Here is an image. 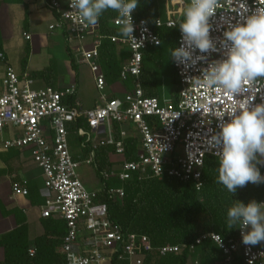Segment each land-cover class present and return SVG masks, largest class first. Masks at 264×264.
I'll use <instances>...</instances> for the list:
<instances>
[{
  "label": "built area",
  "instance_id": "1",
  "mask_svg": "<svg viewBox=\"0 0 264 264\" xmlns=\"http://www.w3.org/2000/svg\"><path fill=\"white\" fill-rule=\"evenodd\" d=\"M44 1L47 9L57 15L48 30L64 32L74 61L88 67L99 94L98 104L90 109H82L75 99L77 89L74 82L61 89L34 88V80L28 75L19 77L0 52V152L28 151L31 161L41 170L44 204L40 217L55 218L66 226L60 250L64 256L62 264H69V254L87 260L88 264H146L145 258L148 256L163 258L177 256L184 251L193 252L195 247L207 241L221 252L222 264H234L235 257H239L242 264H264V244L244 245L240 225L235 238L225 240L216 233H207L197 237L192 244L161 247H153L146 236L124 235L109 220L106 205L97 202L96 191H88L76 172L80 164L91 166L99 148L111 146L114 151L112 157L117 159L110 161L119 163L103 171V178L115 177L126 183L134 179L160 180L167 177L183 183L193 182L195 189L199 190L205 158L218 159L214 154L218 149L212 148L209 140L219 131V121L211 115L210 110L223 109L234 101L205 92L191 80L200 77L201 70L211 62L225 58L224 49L219 44L223 32L229 24L243 23L242 17L251 15L256 7H264V0H221L222 7L209 19L210 38L219 51L201 54L196 50L194 56L204 55L206 59L189 68L172 59L176 77L174 95L162 102L144 96L140 83L142 55L147 49L160 46L156 29L174 28L176 21L155 18L149 23L136 18L133 11L134 41L119 35L118 14L111 20L118 35L111 36L110 41L128 53L126 63L120 70V81L132 79L133 85L122 100H108L104 93L105 78L99 65L98 49L103 38L99 34V24L83 27L74 15L66 16L65 12L73 11L69 7V0ZM166 1L170 5L185 7L189 2ZM241 5L248 11L245 12ZM22 36L25 40L30 39L26 33ZM180 46L179 31L175 48ZM243 98L236 97L237 100ZM71 99H74L72 103ZM260 103H264V89L258 91L253 101V104ZM177 114L180 115L175 118ZM79 118L84 119L88 130L77 128L73 133L85 138L91 150L85 160L76 162L69 152L68 135L69 128ZM228 119L224 117L225 121ZM115 124L119 139L115 138ZM6 131H11V136L5 137ZM128 137H136L139 142L138 153L132 161L124 160V142ZM80 146L83 148L84 144ZM260 167V174L264 176V167ZM11 192L16 197L28 195L24 181L11 183ZM105 192L114 199L124 196L122 188H110ZM259 203H264V192ZM28 255L33 257L34 250L29 249Z\"/></svg>",
  "mask_w": 264,
  "mask_h": 264
},
{
  "label": "trees",
  "instance_id": "2",
  "mask_svg": "<svg viewBox=\"0 0 264 264\" xmlns=\"http://www.w3.org/2000/svg\"><path fill=\"white\" fill-rule=\"evenodd\" d=\"M157 0H138V7L134 10L135 17L145 19L149 23L158 16ZM117 13L108 10L98 19L99 34L103 36L99 51L101 71L107 84L111 85L120 80V70L127 55L116 50V45L110 41L111 36L118 35V31L111 25V20ZM183 19V13L174 28L162 27L156 29L160 38V46L147 49L142 55V71L140 76L141 87L144 96L160 98V84L164 76H168L175 86L176 77L170 58V49H175L179 24ZM161 48L168 53H157ZM2 49L0 41V51ZM68 49V48H66ZM157 53V56L155 55ZM26 59L23 58L22 66ZM41 73H32L31 77L37 78ZM126 87H132L133 80L123 82ZM71 103L74 99L70 100ZM83 128L88 130L84 119L77 121L69 128V135H74V130ZM115 138L118 137V126L114 127ZM76 138L81 156L72 157L74 161L85 160L90 154V144L85 138ZM84 147L81 148V144ZM124 160L132 161L138 153V139L128 137L125 142ZM111 146L99 148L93 157L92 167L100 184L96 190L97 202L107 207L109 220L117 225L125 234H137L146 236L153 247L164 245L192 244L202 234L216 233L223 239L235 238L239 224L229 229L226 224L227 210L235 204V201L247 205L255 200L260 202L264 192V185L248 183L246 187L238 188L235 194L229 193L222 185L217 184L218 159L206 157L201 169L200 189L196 190L193 182L183 183L178 180L164 177L162 179H145L122 183L117 178L105 179L103 171H108L113 164ZM264 163L257 164L259 171ZM110 188H122L124 196L121 199L110 198L105 190ZM102 189V190H101ZM104 191V192H103ZM45 223L57 225V234L45 231L44 235L36 238L31 245L27 241L26 229L19 227L14 231L0 236V248L3 250V259L0 264H62L64 256L60 253L62 238L66 233L65 223L45 219ZM52 236V237H51ZM264 244V243H262ZM34 250L33 257H29L28 251ZM193 258L197 264H213L223 256L216 246L207 241L195 247L193 252L184 251L177 256L157 257L148 256L146 264H187ZM234 264H242L239 257H235Z\"/></svg>",
  "mask_w": 264,
  "mask_h": 264
},
{
  "label": "clouds",
  "instance_id": "3",
  "mask_svg": "<svg viewBox=\"0 0 264 264\" xmlns=\"http://www.w3.org/2000/svg\"><path fill=\"white\" fill-rule=\"evenodd\" d=\"M69 7L73 11L65 15H74L83 27L95 25L108 10L116 12L120 18L119 35L135 41L132 13L138 0H69ZM221 7V0H189L179 24L181 46L169 50L171 59L189 68L206 59L204 55L194 56L196 50L201 54L219 51L210 38L209 19ZM242 18L243 23L229 24L219 40L225 58L211 62L201 70L200 77L191 80L205 92L234 101L223 109L210 110L219 121V131L209 140L210 146L218 149L214 153L218 158L215 182L231 194L248 183L264 184L257 167L264 163V103L253 104L258 91L264 89V7H256L251 15ZM237 96L245 98L237 100ZM226 224L229 229L240 225L244 245L264 242V203L253 200L245 205L235 201L227 210ZM68 261L88 264L75 254H69Z\"/></svg>",
  "mask_w": 264,
  "mask_h": 264
},
{
  "label": "crops",
  "instance_id": "4",
  "mask_svg": "<svg viewBox=\"0 0 264 264\" xmlns=\"http://www.w3.org/2000/svg\"><path fill=\"white\" fill-rule=\"evenodd\" d=\"M157 1L158 16L156 18H160L162 21L170 19L178 23L185 6L170 5L166 0ZM56 17V13L47 9L44 0H0V41L2 45L0 52L3 53L7 60V64L14 69L19 77L28 75L32 78L31 74L37 73L36 71L28 69V65L24 67L22 66L21 63L23 58L26 59L27 57L25 56V50L31 48L30 42L34 37L47 36V26L50 23L54 24ZM23 33L30 35L31 38L25 40L22 36ZM20 35L21 37H19ZM62 35L65 38L64 32H61V36ZM47 40L49 43L55 44L49 39V36L47 37ZM66 48H68L66 49L67 53H71L67 44ZM116 50L117 52L122 51L127 55L123 63L124 65L128 58V53L124 48L118 45H116ZM78 66H80V64H77L74 60H70L66 65L65 71L66 76L68 77L67 82L63 83V80L60 78L58 80L60 84L52 88L61 89L74 82L77 89L75 99L78 101L82 109H90L95 107L98 102L97 100H94L92 104L85 105L79 99L78 87L80 81L76 74ZM100 72L103 75L101 67ZM1 74L2 69L0 66V76ZM163 79L164 78L161 79L160 84V102L164 100ZM33 80L34 88L39 89L45 87V85L38 81L37 78H34ZM121 85L125 89V93L132 89V87H126L123 82H121ZM109 86L110 85L106 83L104 93H106L108 100H115L116 98L110 92ZM4 136H11V131H6ZM22 181L25 182V188L28 191V195L26 197L12 196L11 183ZM42 194L43 179L41 171L31 161L29 152L18 150L0 152V236L14 231L19 227H24L26 229L27 241L29 242V245H31L36 238L44 235L45 231L57 234V225H47L45 219L40 217V209L44 204ZM51 219L54 221H60L55 218ZM2 259L3 250L0 248V261ZM189 263L197 264L196 260L193 258L188 260L187 264ZM213 264H222V259L215 261Z\"/></svg>",
  "mask_w": 264,
  "mask_h": 264
},
{
  "label": "rangeland",
  "instance_id": "5",
  "mask_svg": "<svg viewBox=\"0 0 264 264\" xmlns=\"http://www.w3.org/2000/svg\"><path fill=\"white\" fill-rule=\"evenodd\" d=\"M50 25H53V23H50L47 26V36H36L31 40V48L25 50V56H27L25 66L28 65V69L41 73L40 76H37L38 81L44 84L45 87L49 86L52 88L60 84L58 82L60 78L63 80V83L67 82L68 77L65 73L66 65L70 60L74 59L72 53H67V43L63 35L61 36V31L56 29L53 31H49L48 27ZM48 36L49 39L55 44H51L48 42ZM19 37H21V35ZM160 52L164 55L168 53L167 51H164V48H161L157 53ZM157 53L155 54L156 56ZM76 74L78 76V80L80 81L78 87L79 99L85 105L92 104L94 100H97L98 102L99 95L94 87L93 76L88 67L84 65L78 66ZM32 78L34 79L35 77ZM163 78V98L167 101L171 99L172 95H174V85L171 83V80L168 76H164ZM109 90L116 99H123L125 89L121 85L120 81H118V83L116 82L113 85H110ZM68 146L70 155L72 157H75L77 155L81 156V152L78 144L76 143V138L74 135H70L68 137ZM112 159L117 158L112 157ZM76 172L79 176V180L83 183L88 191H96L101 187L92 167L80 164Z\"/></svg>",
  "mask_w": 264,
  "mask_h": 264
}]
</instances>
